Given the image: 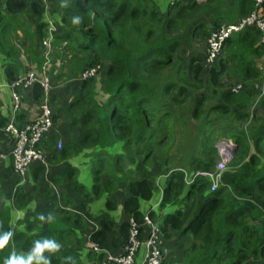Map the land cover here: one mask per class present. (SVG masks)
Segmentation results:
<instances>
[{
    "label": "trees",
    "instance_id": "16d2710c",
    "mask_svg": "<svg viewBox=\"0 0 264 264\" xmlns=\"http://www.w3.org/2000/svg\"><path fill=\"white\" fill-rule=\"evenodd\" d=\"M49 3L60 17L56 42H66L70 48V75L78 76L88 65L103 68L98 79H81L71 98L61 101L62 106H51L53 126L65 120L64 125L68 121L70 126L69 141L58 145L57 135L52 152L57 164H69L50 180L59 187L67 206L75 204L74 196L83 189L75 182L77 167L70 161L83 154L97 165L94 188L84 190L89 193H83L79 203L102 225L92 238L102 248L129 245V222L119 229L122 237L111 240L113 219L107 212L92 215L85 201L93 200L94 192L96 198L107 194L111 185L123 181L122 188L128 186L129 193L124 210L137 220L138 230L141 226L138 240L144 243L140 201L153 198L157 179L165 174L160 208H178L163 217L160 232L171 252L182 256V264H264V93L252 109L257 87L264 88L260 30L250 26L234 33L215 63L206 62L211 32L222 22L253 11L264 17V1L257 6L255 0H66L63 8L60 0H49L48 7ZM3 8L0 19L7 17L11 22L31 13L35 37L44 40L43 1L6 0ZM73 15L81 16L79 25L71 23ZM238 84L242 87L234 91ZM33 90V99L41 100L42 85L34 84ZM223 139L236 144L223 185L211 191L210 181L202 176L188 185L184 171L216 168L220 160L217 143ZM38 164L36 182L41 176L44 180L46 172L45 165ZM150 167L155 170L149 171ZM44 186L50 201H55L49 181ZM28 195L32 191L21 187L14 197L24 205ZM54 208L44 212L62 214L64 220H53H57L54 230L14 234L13 240L26 237L28 245L22 248L28 250L33 239L54 238L62 247L52 254L51 264H71L66 257L81 264L76 240H62L61 234L76 235L78 228L89 226L88 220L71 210ZM151 217L157 221L155 211ZM9 220L10 210L0 211V228L8 230Z\"/></svg>",
    "mask_w": 264,
    "mask_h": 264
},
{
    "label": "crops",
    "instance_id": "0c3cea01",
    "mask_svg": "<svg viewBox=\"0 0 264 264\" xmlns=\"http://www.w3.org/2000/svg\"><path fill=\"white\" fill-rule=\"evenodd\" d=\"M204 1V0H199ZM6 5V0H0V10L4 11V8ZM5 12V11H4ZM26 18V20H23ZM58 16V20H59ZM19 26L20 29H17L16 27ZM30 27V30H26L24 28ZM22 28V29H21ZM4 31L2 32V30ZM36 30V23L33 21L31 13L26 12L24 15H22L19 19L14 20L11 22V20H8L7 17H4L3 19H0V123L4 122V124H8L12 119H14V123L18 128H22L28 124H30L32 121H34L40 114L41 109L40 105L42 104L41 101H36L33 99V86L23 87V86H13V83L17 81L19 78L23 77L27 72H34L35 74L39 75L41 72L42 66L45 63L43 57L37 59L38 63L36 64L38 66V69L31 70L30 68H25L23 70L22 67H20L21 62V55L20 52L22 50V46L19 45V42H23L22 45L24 48L32 50L34 53H38V48L36 49L33 46L32 41L30 40V36H35L34 31ZM57 39V36H56ZM55 39V41H56ZM41 40L36 38V44L40 45ZM43 42V40H42ZM44 49V47H43ZM42 49V50H43ZM41 57V55H38ZM35 58L32 54L30 55V62L31 59ZM33 63V62H32ZM23 64V63H22ZM21 68V69H20ZM4 73H2V71ZM103 70V68H102ZM102 74V72H101ZM14 93H17L21 95V103L19 105V108L16 112L14 111ZM71 98V97H70ZM69 98V99H70ZM68 99V100H69ZM50 107L55 106L56 108H59L62 106V102L55 101L52 103V101L48 102ZM52 104V105H51ZM51 107V108H52ZM54 109V107H53ZM63 123V121H62ZM62 123H58L53 126L51 129L52 132L49 133L47 138L45 139V142L43 145L39 147V149L44 153L46 163H48L46 168V172L44 174V180L43 176H41L39 182L35 181V175L39 172L35 171L34 168L36 165H39L38 162H33L26 173V183L18 186L21 176L17 174L14 170V162L12 157V151L14 149V142L12 141L11 136L6 134L5 131H0V153H4V156L0 157V211H5L7 209L10 210V219L12 218V213L15 212L19 219L16 220V223L14 225H10L9 222L7 223V227H11L14 234H24V235H33V234H43L48 229H55V226L57 225V220L53 221L54 219L58 220H64L62 217V214H51L53 216L52 222H41L36 217L37 214L46 212L48 209H55L54 207H60L62 210H71L72 206L66 205V201L64 197H61L59 195V191H57V185H55L51 180V177L56 174H62L63 169L65 166L58 165L57 159H54L52 156L53 149L55 148V138L57 135L59 136V144H62V146H65L66 143L69 141V131L70 126L67 127L65 125H62ZM3 124V125H4ZM2 125V126H3ZM5 125V126H6ZM4 127H1V129ZM64 129L68 132H64ZM67 135V137H66ZM62 138L65 140L62 141ZM59 148V146H58ZM57 148V149H58ZM61 149V148H60ZM5 157V158H4ZM86 159L82 156L75 157V160H73V163L77 161ZM74 163V164H75ZM76 165V164H75ZM78 174V170L76 168V175ZM39 175H36V178ZM48 176V177H47ZM49 181V185L52 187V197L55 201H50V198L48 197L45 189V182ZM164 182L165 179L159 180L157 182L158 191L159 194L156 196V200H141L140 201V209L143 214V225L146 227L145 231V239H142L143 242L148 238L150 233V227L145 221V216L148 214L151 217V212L155 211L156 208H160L161 201L164 194ZM36 183L39 184V188L36 190L35 186ZM24 187L26 191H32L31 196H27L26 202L24 205H19L15 200V194L17 193L18 189ZM59 188V187H58ZM8 194L12 197H8ZM129 193L125 198H127ZM92 204L91 207H89V204ZM88 204V211L94 215L93 209H99V206L96 202V197H94L93 200H91ZM178 208V205H169L165 207L164 210H171L172 212ZM86 208L79 207V210H74L75 213L82 215V217H86L88 214L85 212ZM117 210V211H116ZM156 212V211H155ZM107 213L109 216L113 219L115 226L113 231L110 232V239H116L121 238L120 234V227L122 226L123 222H129V228H131L132 222H136L137 220H133V217L130 214H127L124 209L118 208V206H113V210L109 209L107 207ZM169 213V212H167ZM3 215H6L5 213ZM48 214H45L47 216ZM157 215V221L151 217L152 221L159 227L160 231V224L162 222L163 217L159 219L158 214ZM94 221V220H93ZM70 220L68 222V227H70ZM90 224V223H89ZM139 227V226H138ZM100 228H102V225L98 221H94V225L88 226L86 229H80L78 228L76 231V235H74L72 238L76 240V247L78 257L80 258L81 264H102L105 262L106 255L102 254L101 257L99 255L97 256L93 250L94 248L88 244L94 242L97 243L100 247H102L98 242H96L92 235L96 231H98ZM139 238H141V226L139 228ZM160 241L161 246L165 249H168L167 256L165 258V264H174L175 260L177 261L179 257H182L180 254H176L171 252V246L165 241L164 238L161 236L160 232ZM77 237V239H76ZM84 237L86 239H84ZM88 238H92L91 240H88ZM19 239V238H18ZM19 244H16L17 241H10L9 243V251L8 246L0 250V258L6 257L10 251L16 250L17 252H21L24 250L22 248L23 246L26 247V237L19 239ZM34 240V239H33ZM112 245V244H111ZM29 248V246H27ZM90 250H89V249ZM106 251H110L113 254H122L123 247H115L109 246L108 248H104ZM125 249V247H124ZM90 251V252H89ZM26 252V251H22ZM145 253V248H141L140 252L137 254V261H142L143 255ZM98 254V253H97ZM95 260V261H94ZM94 261V262H93ZM114 264V263H111Z\"/></svg>",
    "mask_w": 264,
    "mask_h": 264
},
{
    "label": "built area",
    "instance_id": "2783aa9c",
    "mask_svg": "<svg viewBox=\"0 0 264 264\" xmlns=\"http://www.w3.org/2000/svg\"><path fill=\"white\" fill-rule=\"evenodd\" d=\"M46 4V22H47V34L43 40V44L49 48V55L51 54L53 42H55L58 30L54 27H50L47 15H48V1L41 0ZM257 6L262 4L264 0H255ZM256 27L261 32V42L264 44V17H261L257 11H253L247 17H243L234 21L222 22L215 30H213L208 38V49L206 62L208 65L215 63L216 59L219 57L221 49L225 41L230 38L234 33L243 30L246 27ZM51 67V59H46L42 66L39 75L34 72H28L25 76L19 78L13 83V86H33L36 83H40L43 89L47 92L49 89V79L45 76V72ZM92 73L90 76H83L84 78H89L96 76L99 78L101 76L100 65L92 67ZM242 87L241 84L236 85L233 90L238 91ZM259 89V94L253 102L252 109H256L259 104V99L264 93V88L257 87ZM14 111L16 112L21 103V95L14 93ZM53 111L48 102H46L42 108L39 116L32 121L30 124L18 128L14 119H12L3 130L11 138H15L14 149L12 151V157L14 162V170L17 174L21 176V180L18 186L26 183V173L29 166L33 162H40L47 166L44 153L38 148V143L41 142L44 135L49 133L53 126L52 119ZM218 153L220 155V160L216 165V168L212 171H196L192 177H187V184L190 185L196 177H205L210 181L211 191H215L218 187L223 185V176L227 170L228 164L234 157L236 144L233 140L223 139L217 143ZM4 156V153H0V157ZM5 158V157H4ZM145 221L150 227V233L148 238L144 243H140L138 240V226L135 222L132 223L130 228V243L125 247V253L121 255H112L108 253L102 247L96 245L92 242L90 245L98 251L97 253H104L106 255L105 263L114 264H162L169 252L168 249L161 247L160 241V231L159 227L152 221L150 215L145 216ZM145 248V253L143 255L142 261H137V254L140 252V247ZM108 254V255H107Z\"/></svg>",
    "mask_w": 264,
    "mask_h": 264
},
{
    "label": "rangeland",
    "instance_id": "374dc122",
    "mask_svg": "<svg viewBox=\"0 0 264 264\" xmlns=\"http://www.w3.org/2000/svg\"><path fill=\"white\" fill-rule=\"evenodd\" d=\"M174 1H176V0H170V2H174ZM47 18H48L50 27H53V25H54L56 30L60 29L61 25H60V21L58 20V15L53 11V8L51 7L50 3H49V11H48ZM23 20H26V18H24ZM16 28L20 29L19 26H17ZM24 29L30 30V27L24 28ZM57 38H58V36H57ZM30 40L32 41L33 46L36 49L38 48V53H34L32 50L24 48L23 45H22L23 42L22 43L19 42V45L22 46V50L20 52V55H21L20 67H22V69L20 68L21 70L25 69L26 67L30 68L31 70H33V69L37 70L38 69V66L36 65L38 63V61H36L37 59L42 58V57H43L44 60L51 59V67H50L49 70H47L45 72V76L49 79V89H48L47 92L44 90V96L41 99L42 100V104L40 105V109L42 108V106L46 102H49V101H52V103L55 102V101L61 102V101H64L66 98L70 97L72 92H73V90H74V88L78 87L82 77L91 75L92 70H93L92 69V65L91 66H89V65L86 66L85 67L86 69L84 71H81V73L78 76H74V75L71 76L70 75L71 73L69 71V68L67 67V65L70 64V60H69L70 59L69 58L70 48H69V46H68V44L66 42H63V43H59V42H56V41L53 42L52 47L50 48V50H52V52L49 55V48H47L43 44V42L42 43L40 42V45H37L35 36L34 37L30 36ZM43 47H44V49H43ZM31 54L35 58L31 59V62H30L29 60H30V55ZM39 54L41 55V57L38 56ZM1 71H2V73H4L3 70H1ZM102 71L103 70L101 69V72ZM89 78L98 79L96 76L89 77ZM84 79H88V78H84ZM41 100H39V101H41ZM63 120H65V117L63 118ZM60 123H62V121H60L59 124ZM65 123H66V120H65V122L63 121L62 125H64ZM67 126H68V121H67L66 127ZM66 137H67V135H66ZM63 140H65V139L62 138V141ZM12 141L14 142L15 138H13ZM81 156H85V155L82 154ZM85 157H86V159L77 161L76 163L74 161V163L76 164V165L74 164V166H76L77 170H78V174L75 177V182L79 183L80 185H82L83 189L81 188L82 189V191H81L82 194H78V195L74 196L75 199H76V202H75L74 205H72V208H71L73 213H75L74 210H77V211L79 210V203L81 202V200L83 198V196H82L83 193L92 192V190L94 188L93 187V184H94V169L96 168L97 165H95V163L92 160V158L90 159L88 156H85ZM74 160H75V158H74ZM70 162L73 163V160H71ZM68 164H69V161H65V162H63L61 164H58V165L67 166ZM155 165H157V164H155ZM153 170H155L154 167H150L149 168V171H153ZM184 173H185V180H187V177H192V175L194 174V172L193 173H187L186 171H184ZM163 179H165V174L160 175L158 177V179H157V182L159 180H163ZM122 182L119 183V184L111 185L112 189L110 190V192L107 191L106 192L107 194H105L103 196L101 195V196L96 198V202H97V205L99 206V209H93V212L96 210L94 212V214L99 215V214L106 213L107 212V206H116L117 205L118 208L124 209V206H125L124 204H125V200H126L125 197L128 194L127 193L128 186H124V188H122V186H123ZM103 184L105 185V180H103ZM84 190L85 191H89V192H83ZM57 191H59L58 187H57ZM102 192H104V191H102ZM112 192H114L115 194H112ZM94 194L97 196V194L95 192H94ZM158 194H159V191L157 189L155 191L154 196H153V198L151 200H156V196H158ZM59 195H60V192H59ZM96 196H93V197H96ZM8 197H10V199L12 198L9 194H8ZM85 201H86V203L89 204L88 200H85ZM107 201H111V203H109ZM91 206H92V204L90 203L89 207H91ZM81 208H83V207H81ZM111 210H113V209H111ZM155 211L157 212L159 219H161L165 214H167V212H172L171 210L162 211V210H160V208H156ZM86 218L87 219H91V220H89V222H87L88 224L90 223L91 225H94V221H95L94 218H92L90 216H87ZM60 224L61 223H59L58 225H60ZM90 224H89V226H90ZM73 228H74V226H73ZM112 234H114L113 231H112ZM74 235L75 234L67 233V234H63V236L61 234V237H62V240L66 239V238L67 239H71ZM84 239H86V238L84 237ZM88 240H91V239L88 238ZM20 242H22V241H17L16 244H19ZM88 244H90V241H89ZM96 245H98V244H96ZM142 248H144V247H142ZM7 249L9 251L10 247L8 246ZM22 251H26L27 252V249H24ZM93 252L97 255L98 251H96L94 249ZM108 253H110L112 255H116V256L117 255H121V254H113L110 251H108ZM122 253H125V249L124 248L122 250ZM98 254H101V253H98ZM136 257H138V256H136ZM174 264H182V257H179V259Z\"/></svg>",
    "mask_w": 264,
    "mask_h": 264
},
{
    "label": "clouds",
    "instance_id": "9594fccd",
    "mask_svg": "<svg viewBox=\"0 0 264 264\" xmlns=\"http://www.w3.org/2000/svg\"><path fill=\"white\" fill-rule=\"evenodd\" d=\"M60 6L62 8L66 7V0H60ZM81 20L80 15H73L71 17L73 25H79ZM36 218L41 222H52L53 220L51 214L45 216L43 213L37 214ZM17 219H19V216L13 212L9 224L14 225ZM13 236L14 233L11 227L8 230L0 228V250L5 249L10 241H13ZM61 247V243L54 238L40 237L31 242V247L27 252L10 251L6 257L0 258V264H51L52 254L58 253ZM65 259L71 261V264H76L72 257H66Z\"/></svg>",
    "mask_w": 264,
    "mask_h": 264
}]
</instances>
